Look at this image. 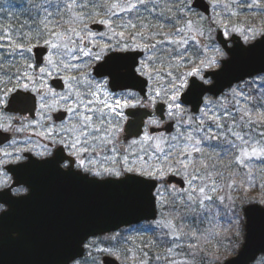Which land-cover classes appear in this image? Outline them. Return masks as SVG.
Wrapping results in <instances>:
<instances>
[{
    "label": "snow or ice",
    "instance_id": "6c2138e0",
    "mask_svg": "<svg viewBox=\"0 0 264 264\" xmlns=\"http://www.w3.org/2000/svg\"><path fill=\"white\" fill-rule=\"evenodd\" d=\"M27 3L32 20L27 32H21L16 39L12 31L0 29L3 32L0 34V73H3L0 114L18 110L39 119L11 116L0 121V129L31 132L43 142L13 138L7 148L0 147V185H6L10 179L8 172L16 170L10 165L27 168L39 164L51 166L61 174L98 182L147 186L154 200L159 197L160 216L153 223L166 230L163 235L172 245L166 248L165 255H156L155 259L164 264H203V257H208L209 264H214L216 257L207 246L219 236V216H227L230 211L226 201L235 204L233 192L241 199H256L249 197V192L257 187L253 168L257 162L264 165V91L257 89V95L251 92L246 95L242 90L233 89V108L219 102V111H216L210 106L212 102L206 101L208 111H202L199 117L187 115L182 98L202 87L190 78L211 83L206 78V70L216 66L217 57L224 55L213 38L212 25L225 38V45L233 33L243 37L250 45L249 50L256 48L257 43L264 44V40L253 43L257 36L264 37V19L253 24L245 17L243 27L234 22L242 12L264 16V0H210L212 8L220 7L224 14L217 12L209 17L194 12V0H179L176 12L167 6L157 12L159 0H64L62 7L54 5L53 0H27ZM203 6L207 11L208 5ZM53 7L56 11H49ZM97 8L103 9V13L96 11ZM141 10L157 13L161 22L146 23ZM118 13H132L134 17L123 19ZM101 14L103 18L96 19ZM56 16L60 19H55ZM113 17H118L120 22ZM89 24L106 25L108 32H94ZM169 25L173 26L172 31L165 30ZM39 48L47 56L41 55L46 65L37 71V65L28 60L34 49ZM140 50L146 55L139 59L132 56L129 64L118 63L125 58L110 54ZM25 53L29 55L25 57ZM17 55L24 62L23 71L14 60ZM8 57L13 60L8 61ZM53 72L58 76L64 73L63 92H57L46 81L45 77L51 78ZM122 73L140 92L127 87L120 93L112 90L120 87ZM259 79L264 82V77ZM240 100L244 101L243 106ZM158 103L167 108L166 112L160 110L159 116ZM138 107L144 108V116L148 117L146 122L142 121L143 135L138 126L134 129L132 125L126 133L123 125L128 117L124 110ZM60 112L71 116L65 120L54 115ZM160 117L174 121L177 126L176 133L167 139L148 131L152 126L162 125ZM133 135L139 139L124 143ZM216 148L230 157L226 163L218 159L220 152ZM32 156L41 159H32ZM230 168L236 171L228 172ZM241 168L244 178L238 182L235 177ZM172 175L184 177L188 187L169 185L168 178ZM226 175L227 182L218 184V180L225 181ZM261 180L258 186L264 189V176ZM220 190L225 194L217 195ZM260 202L264 203V198ZM221 208L225 209L223 213ZM193 214L207 219L213 227L207 232L185 231V225L177 221ZM107 239L114 246H121L135 244V239L140 238L117 232ZM155 243V240L146 244L142 241L135 249L124 248L122 254L129 264H148V252L144 248L150 249ZM85 247L95 248L99 254L115 255L111 248H100L94 243ZM176 249H187L180 260L175 259L179 254ZM64 264H81L80 253L68 255ZM93 264L101 262L93 258Z\"/></svg>",
    "mask_w": 264,
    "mask_h": 264
},
{
    "label": "water",
    "instance_id": "95a60500",
    "mask_svg": "<svg viewBox=\"0 0 264 264\" xmlns=\"http://www.w3.org/2000/svg\"><path fill=\"white\" fill-rule=\"evenodd\" d=\"M203 5H208L207 11ZM194 8L206 16L211 14V4L207 0H194ZM91 28L102 31L105 25L92 24ZM217 40L228 57L222 60L220 68L205 73L213 83L206 85L198 78H191L202 87L182 98V102L190 105L195 113L199 112L205 95L219 96L234 84L264 73V44L257 43L264 37L257 38L253 42L257 43V47L251 50L250 45L244 44L237 34H233L225 45V38L218 31ZM230 42L233 43L231 46ZM33 52L38 66L46 63V60H41L42 54L47 55L43 48L34 49ZM110 54L125 58L118 63L129 64L132 56L139 59L143 52ZM51 83L56 89L65 88L61 78H54ZM118 83L120 87L113 90L127 87L140 92L139 87H133L134 82L126 74L122 73ZM156 107L157 116L160 110H166L161 103ZM145 111L144 108L127 110L129 120L125 124L126 133L129 125H132L134 129L138 126L140 135L143 134L142 121L148 118L144 116ZM10 112L35 117L18 110ZM55 116L65 118L66 114L60 112ZM174 128L175 122L171 120L163 127H151V132L166 131L170 134ZM5 137L11 140L14 135L0 133V139L6 141ZM132 138L138 136H129L125 141ZM32 159L39 160L34 156ZM9 167L16 170L9 171L13 177L11 186L0 190V203L7 207L0 213V264H64L71 253H80V257L84 255L85 243L89 238L158 217L156 198L154 200L147 186L98 182L79 175L61 174L51 166L39 164L27 168H21L19 164ZM168 183L183 188L186 186L185 180L177 175L170 176ZM19 186H26L28 192L13 194L12 189ZM244 214V242L235 256L221 264H251L264 254V206L249 204L245 206ZM103 264L121 263L113 256L104 255Z\"/></svg>",
    "mask_w": 264,
    "mask_h": 264
},
{
    "label": "rangeland",
    "instance_id": "374dc122",
    "mask_svg": "<svg viewBox=\"0 0 264 264\" xmlns=\"http://www.w3.org/2000/svg\"><path fill=\"white\" fill-rule=\"evenodd\" d=\"M208 1L210 2V0H208ZM1 3H2V0H0V5H1ZM26 5H27V7H29L28 3H26ZM10 7H11L10 5H6L5 10L3 11V12H9V13L7 14L6 19L0 18V29H5V30L12 31L13 37L16 38V39H19L20 38L19 34L21 33L20 30H22V28H23V29H25V32H27L29 30L30 26L32 25V20L28 19L30 17L28 11H27V13L20 12L17 15L13 11H11L12 9ZM194 12L203 15L199 10L194 9ZM217 12H220L221 14H224L222 8L217 7L215 9L211 8V14L209 16H213ZM25 14H28L29 16L28 17H23V15H25ZM33 14L34 13H32V15ZM189 15L194 17V18H196V16L193 15L192 13H189ZM245 16L249 17V21H251L253 18H255L256 22L255 21L253 22V20L251 21V23H253V24H258L262 19H264V16H262L259 13L245 12ZM98 17L103 18V15L101 14ZM17 25H19V26H17ZM22 25H23V27H22ZM238 25L243 27L240 24H238ZM212 27H213V34H212L213 38H214L215 42L218 44V46L222 48V46L216 41V30L217 29H216L215 25H212ZM102 32H108V27L106 28L105 31H102ZM0 34H3V32L0 31ZM233 34L239 35L241 37L242 41H243V37L239 33H233ZM109 35H110V33H109ZM259 37L260 36H257V38H259ZM243 43H245V42L243 41ZM223 52H224L223 56L217 57L218 64L216 66L210 68V69H207V70H213V69H216V68L220 67L221 60L226 58V57H228V54L226 53V51L224 49H223ZM211 54L212 53L209 52V55H211ZM28 55L29 54L25 53V57H27ZM85 59H87V58H85ZM11 60H13V58L12 57H8V61H11ZM14 60H15V62L17 64V66H21L22 71L25 70L22 67L24 62L20 59V57L18 55L14 57ZM28 62L36 64L33 54H32V58L29 59ZM5 63H7V61ZM45 65H43V66H45ZM39 67H42V66H37V71H38ZM73 74H75V73H73ZM63 75H64V73H61L58 76L55 72H53V76L51 78L45 77V79L50 84V81H51L52 78H61ZM0 76H3V73H0ZM260 77H264V74H259V75L253 76L252 78H249V79H247V80H245L243 82L235 84L232 88H230L227 91H225L219 97L207 96L206 99H205V102L206 101H211L212 104L210 106L213 108V110H216V111H219V108H218V103L219 102H223L228 108H233L234 107V101H233V98H232V90L233 89L242 90V91H244V93L246 95L249 92H251L253 94L252 90L258 88L261 85H264V82H262L259 79ZM4 78L6 79L7 77H4ZM37 79H39V77H37ZM209 80L211 81V79H209ZM9 87H11V85H9ZM56 91L57 92H63L64 90L63 91L56 90ZM253 95H255V94H253ZM237 99H239V97H237ZM240 105L241 106L244 105V101L243 100H240ZM183 106H184V108H186L188 110L187 111V115L191 116V117H199L202 114V111H208V107H209V105L204 103L203 108L201 109L200 113L198 115H194V114H192L190 112L189 107H187L185 105H183ZM11 116H17V115L7 114V115H5L3 117L0 116V121H2V119H3V121H6L8 119V117H11ZM225 123L227 124V122H225ZM235 130L238 131L239 129H235ZM37 131H39V129H37ZM176 131H177V128H176ZM216 131L217 130L213 127V132H216ZM168 137H165V138L167 139ZM26 138L27 139H31L33 141H36L37 143H42L43 142L42 139L39 136L33 135L31 132L19 133V136H18L17 140H24ZM229 138L231 139V137H229ZM212 144H213V146H215L216 142L213 141ZM29 146H33V145L30 144ZM205 147L207 149V145H205ZM224 147H228V146L224 145ZM9 150H11V149H9ZM132 150L135 151V148H133ZM208 150L211 151V149H208ZM215 151L216 152H220V156L223 155L222 156V161H221L222 163H226L227 159H230V157H225V155L223 153V150L221 148H216ZM230 169L233 170V171H236L235 168H230ZM230 169H228L227 171L229 172ZM261 169H264V165H261V164H259L257 162L255 167L253 168V180L257 184V187H254V188H252L250 190L249 197H255L259 193H264V189H261L258 186L262 182L261 177L264 176V171H261ZM239 171H240V174L235 177L238 182L241 179L244 178V176H243L244 169L241 168ZM227 179H228V177L226 175L224 182H221L219 180L217 182H218V184L226 183ZM187 187H188V185H187ZM162 191H163V189H162ZM16 193L20 194V193H24V192L23 191H17ZM163 194L167 195V192H163ZM224 194H225L224 190H220L217 193V195H224ZM232 195L235 198V204L232 205L230 202L226 201V205H227L228 209H230V211L228 212L227 216H225L223 214H221L219 216V218H218V222H219L218 231H219V235L223 234L224 237L225 236L229 237V236L233 235V236H235L236 239L243 241V237H244L243 208L247 204L258 202V201H256L255 199H241L239 197L238 193H236V192H233ZM158 200H159V197H156V201H158ZM258 203H260V202H258ZM260 204L264 205V203H260ZM157 206H158V209H159L158 202H157ZM3 209H4V207H3ZM224 210H225L224 208H221L220 209L221 213H223ZM1 211L2 210H0V212ZM203 215L207 216L208 214L204 213ZM159 216H160V212H159ZM196 216H197L196 214H193L192 216L185 217L182 221L178 220L177 223L179 224V223L182 222V223H184L185 226H191V224L193 222H195ZM242 220H243V222H241ZM212 227H213V224H212L211 228ZM164 231H166V230L159 229L153 222H144V223H141V224L136 225V226L124 227V228L120 229L119 231H117V232L121 233L122 235L131 236L133 238L139 237L140 239H135V244H133L132 242H129L126 245H121V246H118L117 248H115L113 246V244H111L108 241V239H107L108 237H110L113 234L117 233V232H114V233H110L108 235L104 234V235L93 237V238H91V239H89L87 241L86 245L90 244V243H94L96 246H98L100 248H111L112 251L115 253V255H111V256H114L115 258H117L121 262V264H129V262L125 259L124 255L122 254L123 253V249L124 248H133V249H135L136 246L141 245L142 241H143V243L146 244L149 241L155 240L156 243H157V236H160V241L163 242L164 246L162 247V250H161L162 252H159V251L156 250V251H154V255L155 254L156 255L158 254V255H161V256L165 255L166 248L171 247L172 245H171V243L169 241V238L165 237L163 235ZM224 233H227V234H224ZM156 243L153 245V247L157 245ZM232 244H233V242H231V241L230 242L229 241H225L224 244L220 247L222 249V253H225V251L229 250L231 248ZM147 249L148 248L145 247L144 251H146ZM221 249H219V250H221ZM175 251L177 253H179L178 255H176L175 259L176 260L182 259L183 258V252H185V249H183V250L182 249H176ZM90 252H91V255H89ZM159 253H161V254H159ZM103 255H107V254H99V253H97L95 251V248H92V249L86 248V254H85V256L83 258H81V264H93V258H95L96 260L100 261L101 264H102V256ZM137 255H138V253H137ZM148 257H149V253H148ZM219 263L220 262H217V260L215 259L214 264H219ZM148 264H151V263H148ZM152 264H164V261H162V260L161 261H157L155 259V256H154V261L152 262ZM207 264H209V260L207 261ZM254 264H264V255L259 257V259Z\"/></svg>",
    "mask_w": 264,
    "mask_h": 264
},
{
    "label": "trees",
    "instance_id": "16d2710c",
    "mask_svg": "<svg viewBox=\"0 0 264 264\" xmlns=\"http://www.w3.org/2000/svg\"><path fill=\"white\" fill-rule=\"evenodd\" d=\"M27 0H2V3L0 5V18H4L6 19L7 14L9 12H3L6 8V5H10L11 7V11H13L14 13H16L18 15V13L23 12V13H27ZM54 5H60L62 7L64 0H53ZM179 4V0H159V5L160 7L157 8V12L160 11L161 8H163L164 6L170 7L173 9V12H176V6ZM152 4H149V7H152ZM49 11L55 12L56 11V7L50 8ZM96 11H99L101 13H103V9L97 8ZM141 14L142 17L145 19V22H151L152 24H158L159 21L157 19V13H152L149 14L147 12H143V10H141ZM166 15H170L168 13H165ZM32 15V14H31ZM35 15V13L33 14ZM28 14L23 15V17H28ZM177 16H179V14L177 13ZM118 17H121L123 19H128V18H133L134 14L132 13H128V14H123V13H118ZM118 17H113L114 20L117 21V23L120 22V20L118 19ZM247 17L248 18V22L251 23V21L253 20V22H256V19L253 18L251 21H249V17L245 16V12L241 13V16L239 17V19L235 20L234 22L237 24H240L242 26H244V18ZM65 19H67L68 17L65 16ZM194 20L197 19L192 17ZM28 19H31L30 17ZM55 19L59 20L60 17L56 16ZM96 19H101L100 17H96ZM27 23V22H26ZM205 24V26H207V21L203 22ZM19 26V25H17ZM179 26V25H177ZM166 31H171L173 30V26L169 25L166 29ZM20 32H25V29L22 28V30H20ZM35 42V41H33ZM260 89L261 91H264V85L259 86L258 88L252 90L253 94L257 95L256 90ZM208 150V149H207ZM222 156H219L218 159L220 161H222ZM229 172H233V170H229ZM255 200L260 202V200L262 198H264V193H259L255 196ZM261 203V202H260ZM243 222V220L241 221ZM182 223V222H181ZM180 224V223H179ZM184 225V223H183ZM212 224L209 223L207 221V219H203L202 216H196L195 218V222H193L191 224V226H185L184 230L188 231V230H196L198 232H207L210 228H211ZM227 234V233H224ZM164 240V239H163ZM225 241H231L233 242L231 248L227 251H225V253H222V249L220 248ZM157 245L152 247V248H148L146 251L149 253V259H148V263H151L154 261V256H156V254L154 255V251H159L162 252V247L164 246L163 242L160 241V236H157ZM242 241L238 240L235 238V236H225L223 234H220L218 237H216L215 239H213L207 246V250L211 253H213L216 257L217 262H221L229 257H231L233 254L237 253L239 248L241 247ZM114 246V245H113ZM115 248H117L118 246H114ZM157 247V248H156ZM221 249V250H219ZM187 251V249H185V252ZM161 254V253H159ZM158 255V254H157ZM222 259V260H221ZM208 257H203V264H207L208 261Z\"/></svg>",
    "mask_w": 264,
    "mask_h": 264
},
{
    "label": "flooded vegetation",
    "instance_id": "af4514ba",
    "mask_svg": "<svg viewBox=\"0 0 264 264\" xmlns=\"http://www.w3.org/2000/svg\"><path fill=\"white\" fill-rule=\"evenodd\" d=\"M106 28H107V26H106ZM106 30V29H105ZM105 30H103V31H105ZM144 53V52H143ZM144 55H146V53H144L143 54V56ZM96 65H94V67H95ZM93 75H95L94 74V72H93ZM100 77H98L97 76V79H99ZM53 79V78H52ZM51 79V80H52ZM207 79H210V78H207ZM212 81V80H211ZM50 83H51V81H50ZM0 86H2V85H0ZM110 88H111V86H110ZM113 90V89H112ZM128 90H131V91H135V92H138L137 90H135V89H128ZM113 91H115V92H117V93H120V92H123V91H125V89H118V90H113ZM142 95V94H141ZM139 108V107H138ZM127 110H129V109H125V114H126V111ZM7 114H13V115H17V116H22V114H20V113H10L9 111H6L5 113H3V114H0V116L1 117H3V116H5V115H7ZM199 114V113H198ZM198 114H196V115H198ZM55 115V114H54ZM29 116V115H28ZM71 116V113H67L66 114V117H65V120H67L69 117ZM128 117V116H127ZM29 118L30 119H38L39 117L38 116H36L35 118H32V117H30L29 116ZM2 121H3V119H2ZM127 121H128V119H127ZM127 121L125 122V124L127 123ZM147 121V120H146ZM163 121V123H162V125L161 126H163V125H165V123H166V121H168L167 119L166 120H162ZM57 123H59V120H57ZM125 124H124V126H125ZM148 131H149V133H150V128L148 129ZM0 133H12V134H14V138L15 139H17L18 138V136H19V133H14V132H5V131H3V129H0ZM174 134V133H173ZM173 134H166V133H160V134H156V135H158V136H160V135H162V136H165V137H168L169 135H173ZM139 139V138H138ZM132 140V139H131ZM9 142L10 141H4L3 140V138L2 139H0V147H3V148H7L8 147V144H9ZM130 142V140L129 141H127V142H124V143H129ZM36 157V156H35ZM37 158H39V159H41L40 157H37ZM8 177L10 178L9 180H8V183L6 184V185H0V190H3V189H5V188H7V187H9L10 185H11V183H12V176L10 175V173L8 172ZM17 189H21L24 193L27 191V188L26 187H20V188H15V189H13V192L14 193H16L17 192ZM17 194V193H16Z\"/></svg>",
    "mask_w": 264,
    "mask_h": 264
}]
</instances>
